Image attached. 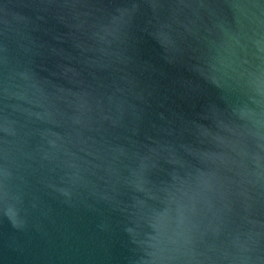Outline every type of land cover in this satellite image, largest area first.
<instances>
[{"label":"water","instance_id":"95a60500","mask_svg":"<svg viewBox=\"0 0 264 264\" xmlns=\"http://www.w3.org/2000/svg\"><path fill=\"white\" fill-rule=\"evenodd\" d=\"M0 264H264V0H0Z\"/></svg>","mask_w":264,"mask_h":264}]
</instances>
